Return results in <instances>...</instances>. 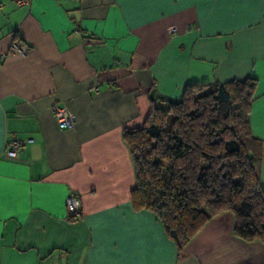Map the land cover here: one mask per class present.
<instances>
[{
  "label": "crops",
  "instance_id": "crops-1",
  "mask_svg": "<svg viewBox=\"0 0 264 264\" xmlns=\"http://www.w3.org/2000/svg\"><path fill=\"white\" fill-rule=\"evenodd\" d=\"M247 77L250 130L264 142V0H0V264H264V244L234 237L229 212L178 253L155 214L131 207L121 136L151 96ZM12 137L22 144L10 158Z\"/></svg>",
  "mask_w": 264,
  "mask_h": 264
},
{
  "label": "trees",
  "instance_id": "trees-1",
  "mask_svg": "<svg viewBox=\"0 0 264 264\" xmlns=\"http://www.w3.org/2000/svg\"><path fill=\"white\" fill-rule=\"evenodd\" d=\"M256 84L247 77L188 84L176 100L151 96L144 122L122 130L131 207L155 214L178 253L223 212L233 216L234 237L264 244V142L249 125ZM77 219L67 211L68 221Z\"/></svg>",
  "mask_w": 264,
  "mask_h": 264
},
{
  "label": "built area",
  "instance_id": "built-area-1",
  "mask_svg": "<svg viewBox=\"0 0 264 264\" xmlns=\"http://www.w3.org/2000/svg\"><path fill=\"white\" fill-rule=\"evenodd\" d=\"M13 1L18 6H28L31 2V0H13ZM175 32H176V28L174 26H169L167 28L168 34L173 35ZM10 51L16 53H23L25 50L20 43L13 42L10 46ZM53 113L59 127L61 128L72 127L74 123V117L72 113L69 110H67L65 107L54 106ZM21 144L22 142L18 138L12 137L5 144L4 155L10 158L15 157L17 151L21 147ZM65 203H66V210L68 212H71L75 215L78 214L80 209V197L76 191L71 190L69 192V194L66 197Z\"/></svg>",
  "mask_w": 264,
  "mask_h": 264
}]
</instances>
